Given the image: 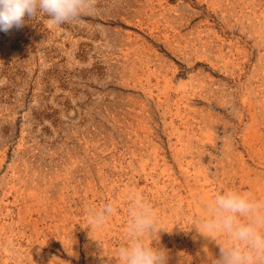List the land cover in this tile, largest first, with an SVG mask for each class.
<instances>
[{
  "label": "rangeland",
  "instance_id": "rangeland-1",
  "mask_svg": "<svg viewBox=\"0 0 264 264\" xmlns=\"http://www.w3.org/2000/svg\"><path fill=\"white\" fill-rule=\"evenodd\" d=\"M25 20L0 31V264H122L133 191L168 264L218 256L192 228L207 201L264 198V0H96L79 23Z\"/></svg>",
  "mask_w": 264,
  "mask_h": 264
},
{
  "label": "clouds",
  "instance_id": "clouds-1",
  "mask_svg": "<svg viewBox=\"0 0 264 264\" xmlns=\"http://www.w3.org/2000/svg\"><path fill=\"white\" fill-rule=\"evenodd\" d=\"M95 12L96 0H0V31L21 27L25 17L45 16L49 25L60 26L79 23L83 16ZM204 208V215L192 228L213 241L219 255L214 256L204 245L202 264H264V198L229 188L216 193ZM116 210L111 201L90 209V233L93 227L106 224ZM162 229L166 230L159 225L152 204L140 192L129 193L125 242L116 258L122 264H168V251L153 244ZM179 255L178 264H188L183 253Z\"/></svg>",
  "mask_w": 264,
  "mask_h": 264
}]
</instances>
